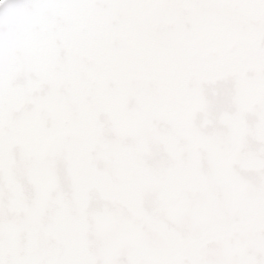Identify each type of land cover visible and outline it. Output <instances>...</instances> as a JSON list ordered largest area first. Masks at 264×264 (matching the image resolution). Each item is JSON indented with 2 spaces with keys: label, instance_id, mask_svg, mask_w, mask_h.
<instances>
[{
  "label": "snow or ice",
  "instance_id": "6c2138e0",
  "mask_svg": "<svg viewBox=\"0 0 264 264\" xmlns=\"http://www.w3.org/2000/svg\"><path fill=\"white\" fill-rule=\"evenodd\" d=\"M0 264H264V0H0Z\"/></svg>",
  "mask_w": 264,
  "mask_h": 264
}]
</instances>
